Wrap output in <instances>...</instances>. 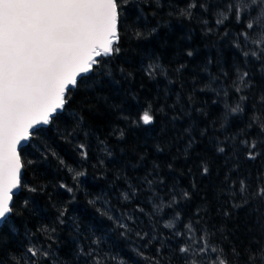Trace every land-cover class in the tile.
Masks as SVG:
<instances>
[{"label": "trees", "instance_id": "1", "mask_svg": "<svg viewBox=\"0 0 264 264\" xmlns=\"http://www.w3.org/2000/svg\"><path fill=\"white\" fill-rule=\"evenodd\" d=\"M195 2L205 7L189 18L180 15L189 0H121L120 52L91 74L87 89H74L67 107L19 149L22 186L0 226V264H13L30 243L51 245L60 264H87L78 253L93 240L105 259L116 258L111 264H150L160 239L165 256L183 242L164 227L168 221L185 238L188 223L215 233L212 243L225 253L236 249L239 264L256 241H264L253 209L233 208L240 200L229 199L239 180L252 183L264 173V145L257 159L248 160L240 144L257 136L247 125L264 93V66L245 64L234 16L216 24L228 0ZM149 65L156 70L150 73ZM237 66L249 72L250 90L243 93L233 87ZM240 95L248 99L241 102ZM238 102L244 111L226 115L225 104ZM149 106L153 123L134 122ZM122 213L135 219L126 236L117 224ZM45 227L55 229L52 239ZM136 231L159 239L148 244Z\"/></svg>", "mask_w": 264, "mask_h": 264}, {"label": "snow or ice", "instance_id": "2", "mask_svg": "<svg viewBox=\"0 0 264 264\" xmlns=\"http://www.w3.org/2000/svg\"><path fill=\"white\" fill-rule=\"evenodd\" d=\"M156 2L158 4L159 0ZM197 7L204 8L205 4L189 0L180 9V15L191 18ZM120 8L121 0H0V219L6 220L13 211V190L22 186L24 164L18 147L22 151L35 138L40 126L49 125L67 107L74 89H79L81 84L87 89L91 74L120 52ZM226 9V12L219 13L216 24H223L229 19V14L234 16L241 27L237 40L243 38V44L237 43L236 47L245 58V64L255 61L264 66V0H228ZM134 34L137 37L143 35L139 31ZM155 70L156 66L149 65L150 73ZM233 87L236 93L250 90L249 72L237 66ZM247 99V96L240 95L241 102ZM242 111L244 109L239 102L235 106L225 104L226 115ZM153 121L149 106L134 122L148 125ZM247 127L256 129L257 136L243 139L240 144L246 150L247 159L255 160L261 154L257 148L264 145V93L260 95L258 107H254ZM79 148L86 158L85 146L81 144ZM219 150L224 151L223 148ZM204 172H208L207 167ZM146 182L149 186L152 184V181ZM238 184V192L231 189L229 199H239L240 203H233L232 207L253 209L257 227L264 236V173H260L252 183L241 179ZM183 196L188 198L189 193L184 192ZM129 198L124 194V199ZM172 203H175V198ZM167 206L171 207V204ZM162 207L156 206L154 210L160 211ZM139 211L143 212V209ZM102 214L107 215V212ZM224 214L228 215L227 212ZM108 218L114 219L113 216ZM175 219H179V213ZM129 221L135 223L134 217L128 213H122L117 221L123 229L122 236L133 231ZM164 227L172 230L173 235L183 242L175 248L169 247V254L165 256L166 242L160 239L157 255L150 258V264H232L229 256L237 258L239 264L241 254L236 249L229 254L216 247L211 239L215 233L207 229L196 228L192 223L185 224L184 229L188 233L185 238V232L177 231L172 221L165 222ZM43 231L49 233L46 227ZM54 232L55 229L50 231L49 239ZM136 236L140 240L147 239L148 244L159 239L155 234L150 236L142 231H136ZM255 243V250H247L244 264H264V241ZM98 244V240H93L88 250L81 247L78 255L83 256L87 264L115 262V257L105 259L92 247ZM12 259L13 264H48L49 261L60 264L53 256L51 245L44 248L30 243L19 257Z\"/></svg>", "mask_w": 264, "mask_h": 264}, {"label": "water", "instance_id": "3", "mask_svg": "<svg viewBox=\"0 0 264 264\" xmlns=\"http://www.w3.org/2000/svg\"><path fill=\"white\" fill-rule=\"evenodd\" d=\"M40 127H44V126H40ZM18 151H19V147H18ZM21 175H22V170H21ZM19 188L20 187H18V188H16V189L13 190L14 195L17 194V192L19 191ZM11 203H12V201H11ZM3 221L4 220L0 219V226L2 225Z\"/></svg>", "mask_w": 264, "mask_h": 264}]
</instances>
